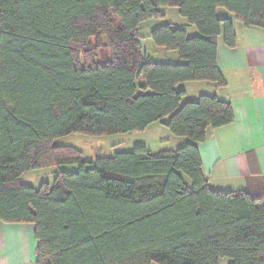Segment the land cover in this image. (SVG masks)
<instances>
[{"label": "trees", "instance_id": "16d2710c", "mask_svg": "<svg viewBox=\"0 0 264 264\" xmlns=\"http://www.w3.org/2000/svg\"><path fill=\"white\" fill-rule=\"evenodd\" d=\"M163 9L198 33L171 24L150 32L176 64L150 62L141 48L140 26ZM219 10L264 30V0H0V222L33 227L35 264H264V201L213 191L202 172L198 146L233 123L231 105L208 95L185 101L177 90L226 86L218 40L234 49L236 35ZM155 124L186 143L93 162L57 144ZM73 165L76 173L51 185L21 183Z\"/></svg>", "mask_w": 264, "mask_h": 264}, {"label": "crops", "instance_id": "0c3cea01", "mask_svg": "<svg viewBox=\"0 0 264 264\" xmlns=\"http://www.w3.org/2000/svg\"><path fill=\"white\" fill-rule=\"evenodd\" d=\"M233 27L236 47L227 49L221 38L217 46V67L226 86L196 82L179 85L177 90L185 92V101L215 96L230 103L233 110V123L209 130L198 146L209 188L244 192L264 201V30L245 29L238 22ZM147 132L154 135V142H170L173 148L168 150L186 143L174 139L162 125H152ZM36 247L32 226L0 222V264H35Z\"/></svg>", "mask_w": 264, "mask_h": 264}, {"label": "rangeland", "instance_id": "374dc122", "mask_svg": "<svg viewBox=\"0 0 264 264\" xmlns=\"http://www.w3.org/2000/svg\"><path fill=\"white\" fill-rule=\"evenodd\" d=\"M162 13L163 18L147 21L140 26V43L142 52L148 57L150 62L159 64H176L178 62L177 53L166 52L165 50L156 48L150 39V32L162 25L171 24L176 28L185 30L189 38L198 36V33L194 27L189 26L187 21L177 14L175 9H163ZM218 17L228 18L233 23L237 24L234 17L228 14L225 10H219ZM102 43L103 45L105 44L104 40ZM96 56L97 62L99 63H103L108 57L103 51L102 47L101 49L96 50ZM154 139H156L154 135H151L150 132H147L146 134L116 135L101 138L71 136L58 141L57 144L60 146H70L77 149L83 154L88 162H93L96 158L100 157L111 158L116 153L131 152L137 147H144L152 154L159 152L161 148H165L166 150L173 148L170 142L165 141L163 143H159L154 142ZM77 171L78 168L74 165L41 169L25 175L21 179V183L38 189L41 184L51 185L55 175L58 173H76ZM186 183L188 186H190L188 181H186ZM231 263L232 262L229 259H223L219 262V264Z\"/></svg>", "mask_w": 264, "mask_h": 264}]
</instances>
